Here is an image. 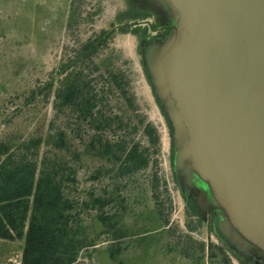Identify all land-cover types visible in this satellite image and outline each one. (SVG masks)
Wrapping results in <instances>:
<instances>
[{"label": "trees", "instance_id": "obj_1", "mask_svg": "<svg viewBox=\"0 0 264 264\" xmlns=\"http://www.w3.org/2000/svg\"><path fill=\"white\" fill-rule=\"evenodd\" d=\"M82 2L73 1L69 30L81 23ZM115 34L103 30L82 41L56 76L24 96L20 114L41 97L52 100L44 131L0 136V240L24 239L21 264H79L99 244L122 264L124 241L169 230L160 134L138 102L129 63L110 48ZM148 196L144 227L159 226L135 234L126 223L130 201ZM183 246L179 252L192 258Z\"/></svg>", "mask_w": 264, "mask_h": 264}, {"label": "water", "instance_id": "obj_2", "mask_svg": "<svg viewBox=\"0 0 264 264\" xmlns=\"http://www.w3.org/2000/svg\"><path fill=\"white\" fill-rule=\"evenodd\" d=\"M173 33L145 61L173 128L175 171L193 174L224 233L264 256V0H164Z\"/></svg>", "mask_w": 264, "mask_h": 264}, {"label": "rangeland", "instance_id": "obj_3", "mask_svg": "<svg viewBox=\"0 0 264 264\" xmlns=\"http://www.w3.org/2000/svg\"><path fill=\"white\" fill-rule=\"evenodd\" d=\"M73 1L0 0V136L8 131L27 135L36 129L44 131L52 116V100L41 97L21 115L18 108L24 96L56 76L59 64L82 41L103 30H117L110 48L121 52L129 63L138 102L160 134L159 173L162 183L167 184L172 201L171 206L166 193L161 194L170 216L169 230H158L145 237L138 235L124 241L123 247H128L122 264H248L218 238L206 221L198 219V213L184 208L175 171L173 128L154 91L143 53L147 44L142 42V37L153 35V28L144 27L147 15L133 10L132 0H83L81 23L69 30L68 17ZM121 29L124 33L119 31ZM130 203L133 209L126 223L133 233H143L137 231L159 226L149 223L144 227L146 224L141 213L147 207L152 208L150 196L132 199ZM24 242V239L14 242L0 240V264H21ZM183 244L189 253L193 251L192 258L187 259L179 252L178 246ZM190 244L194 248L187 246ZM201 244L204 245L203 251ZM169 245L174 249L170 250ZM106 247V244H99L88 253L85 251L79 264H119L108 258Z\"/></svg>", "mask_w": 264, "mask_h": 264}, {"label": "flooded vegetation", "instance_id": "obj_4", "mask_svg": "<svg viewBox=\"0 0 264 264\" xmlns=\"http://www.w3.org/2000/svg\"><path fill=\"white\" fill-rule=\"evenodd\" d=\"M131 7L133 10L147 15L144 27L149 30L153 28L152 36L147 37L145 34L142 37V42L147 44L143 52L145 58L147 48L151 44L159 40L163 41L172 35L175 26L174 16L164 0H132ZM149 17H151L150 20H148ZM177 185L185 209L198 213V219L206 221V225L213 229L218 238L234 250L239 257L245 259L247 263L249 262L248 264H264V256L259 251L254 250L252 254L246 253L224 233L221 228L223 220L221 212L217 209L208 188L197 177L188 174V178L179 179L177 176Z\"/></svg>", "mask_w": 264, "mask_h": 264}, {"label": "crops", "instance_id": "obj_5", "mask_svg": "<svg viewBox=\"0 0 264 264\" xmlns=\"http://www.w3.org/2000/svg\"><path fill=\"white\" fill-rule=\"evenodd\" d=\"M168 247V246H167ZM169 249H170V247H169ZM169 254H171V253H169ZM188 259V258H187ZM187 259H185V261H188L189 262V260H187ZM201 263V262H200Z\"/></svg>", "mask_w": 264, "mask_h": 264}]
</instances>
